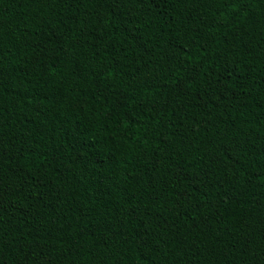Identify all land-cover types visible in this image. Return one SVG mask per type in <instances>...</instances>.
I'll return each mask as SVG.
<instances>
[{
	"label": "trees",
	"instance_id": "16d2710c",
	"mask_svg": "<svg viewBox=\"0 0 264 264\" xmlns=\"http://www.w3.org/2000/svg\"><path fill=\"white\" fill-rule=\"evenodd\" d=\"M0 264H264V0H0Z\"/></svg>",
	"mask_w": 264,
	"mask_h": 264
}]
</instances>
